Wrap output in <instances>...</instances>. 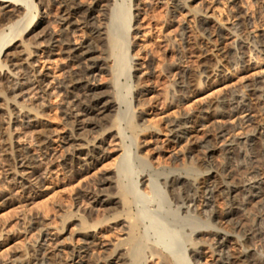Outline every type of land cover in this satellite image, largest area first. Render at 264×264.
Instances as JSON below:
<instances>
[{"label": "bare ground", "instance_id": "bare-ground-1", "mask_svg": "<svg viewBox=\"0 0 264 264\" xmlns=\"http://www.w3.org/2000/svg\"><path fill=\"white\" fill-rule=\"evenodd\" d=\"M151 1L160 2V0ZM175 1L177 7L185 6L182 5V0ZM261 1V10L264 13V0ZM59 2L60 11L57 19L59 28L53 32L43 30L44 32L35 34L34 39L37 37L35 43L40 42L39 48L33 50L34 46H31L33 36L26 35L28 26H21V23L26 19L29 25L35 1L0 0V54L3 48L10 44L3 52V59L0 62V101L5 103V107L0 110L2 135L0 159L7 168L10 181L23 192L30 191L44 182L47 172L43 167L48 164L54 166L52 160L56 157L60 142L70 145V152L62 157L59 165L70 176L79 174L95 161L104 158L109 150H125L121 132L112 129L118 121L116 120L109 128L107 125L110 123L101 120L103 114L111 108L117 106L121 109L123 102L121 99L110 98L106 87L99 82L98 77L103 72H108L111 76L115 75L114 72L119 76L124 73L129 74L130 81L136 77L131 74L136 65L134 66L129 53L138 38V34L134 31L140 29L142 25L140 24L142 21L139 22L138 18L141 17L140 12L144 11L143 0H135V9L138 13H132L130 8L128 15L131 20L126 27L123 26L121 18L123 12L119 10L116 0H59ZM22 9L25 10V14ZM16 19L19 20L15 21ZM136 21L139 24L134 29ZM42 25L43 22L37 24L36 29ZM196 25L197 30L202 34L201 40H191L192 32L189 29L183 31L185 41L183 56L187 59L188 66L179 73V79L181 87L187 92H194L202 85L221 80L224 75L221 61L229 62L233 50L237 53L238 64L245 67L251 61L253 44L259 53L264 54V29L262 34L257 36L258 38L253 39L244 15L239 16L233 29L217 25L207 13L203 18L197 19ZM7 27L11 30L10 35H5L4 30ZM86 31L100 38L104 49H98V45H95L93 40L87 39L84 35ZM233 35L236 40L232 46H229L227 40ZM17 38L19 41L15 42ZM12 42L15 43L11 44ZM37 51H42L47 63H51V58L55 56L66 61L64 72L59 74L61 77L58 76L59 80L49 81L51 77L48 71L52 68L46 69L48 71L37 68V62L33 61ZM101 51L112 63L111 68L106 66V58L99 54ZM137 66L145 69L144 63H139ZM145 75L146 72H143L138 77L139 80ZM245 88L248 93L245 97L242 96L243 98L238 99L235 92L227 93L204 105L196 106L181 118L170 121L168 125L172 139L179 141L182 138H197L196 135L207 127L216 113L221 118L242 113L245 120L241 123H254V110L258 106H264V74L259 79L248 80ZM26 97L32 101H37L39 98L43 100L47 98L49 101L52 97L60 99L67 126L65 135L60 136L57 132L47 129L48 123L42 115L48 107L47 104L43 102L40 106L37 104L35 109L19 103V100ZM136 118L142 120L141 111H137ZM87 127L103 128V133H107L102 137L92 139L87 137L82 140L78 133L85 131ZM18 128L41 129L34 136V148L20 141ZM138 128L140 126L136 124V119L131 118L128 123L130 132L136 133ZM226 134L228 130L225 127H218L213 134L204 135L205 139L201 140L202 143L199 140L198 143L197 140L191 143L192 151L204 149L206 159L219 151L222 152L225 161L211 171L212 173L210 172L208 176L193 174L190 179L171 175L165 182L173 202L182 204L179 206L182 217L178 216L174 220L190 225L192 237L185 239L190 247V258L207 253L202 250L204 246L201 238L206 233L202 227L218 229L217 226L223 221L237 214L239 194L246 193L252 199L262 198L259 217L262 222L264 221V158L262 157L264 156V124H256L243 138L246 147L248 145L252 153L247 167L234 166L235 160L240 155L238 150L240 143L237 140L228 139L224 148L220 150L217 148V139ZM122 162L125 163L124 167L129 165L127 158ZM128 169L122 170L123 172L117 170L115 177L102 178L96 186H86L75 194L73 204L71 208L69 207V215L79 216L76 226L81 237V246L73 248L67 254L61 255L58 252L59 255L56 257V254L48 249L51 243L56 242L54 234L41 229L38 247L44 250L42 264H90L89 249H96L97 256L92 260V264H100L102 260H105V264H188L181 260L182 257L179 258L178 249L181 248L179 246L181 241L179 242L177 236L178 240L175 238L176 234H172L173 230L168 228V224L164 225L166 233L171 234L169 235L171 240L167 245H162L163 242H154L146 232H143V218L147 214L146 208L149 205L141 196L152 197V189L149 188L151 182L147 176L130 175ZM126 180L127 185H125ZM142 186L144 189L141 191ZM218 198H225L226 210H214V203ZM204 206L212 209L209 215L211 224L206 225L199 218L201 214L198 215V212ZM98 210L107 213L103 219H94V214ZM187 211H193L195 215L187 219L183 216ZM32 219V222L40 227L45 225V220L38 215ZM113 224L112 229L119 228L124 238L121 244L112 246L114 249L107 260L100 257V253L106 249L101 234ZM236 228L243 234L241 238L222 234L221 231L214 232V243L210 244L207 250L211 255L217 254L221 264H253L254 251L250 248V242L257 230L241 223H237ZM233 244L236 247L232 248ZM121 247L123 248L120 249ZM109 258L113 261H109Z\"/></svg>", "mask_w": 264, "mask_h": 264}, {"label": "rangeland", "instance_id": "rangeland-1", "mask_svg": "<svg viewBox=\"0 0 264 264\" xmlns=\"http://www.w3.org/2000/svg\"><path fill=\"white\" fill-rule=\"evenodd\" d=\"M33 1H35V6L31 12V21L27 25L29 21L25 19L26 21L23 20L21 26H28L25 33L26 35L30 34L31 37L33 36L31 46H34L32 47L34 50L36 47L39 48L38 43L40 42L35 43L37 39V37L34 39L35 34L41 31L44 32L43 30L53 32V30L59 28L57 19L60 2L59 0ZM116 2L119 10L123 12V17H121L123 26H129L131 18L128 13L130 8L132 13H138L135 9V0H116ZM261 3V0H182V5L185 6L181 8L176 6L177 2L175 0H160L157 3H152L151 0H143L142 7L145 12L141 11V17L138 18L140 19L139 22L142 21V23L140 22L142 25L140 29L134 31L138 34V38L129 53L134 66L136 65L131 74L136 75V77L133 78V81H130L128 79L129 74L124 73L119 76L115 72L114 76H111L108 72H103L98 77L99 82L106 87L107 95L112 99H121L123 102L121 109L117 106L111 108L103 114L101 120L104 123L109 122L110 124L107 125L109 128L111 125L113 126L116 120L118 121V124L112 129L121 132L124 137L126 151L109 150L110 152L104 158L95 161L79 174L70 176L59 167L62 157L70 152V145L60 142L56 150V157L52 160L54 166L48 164L43 167V170L47 172L44 182L32 190L24 192L10 181L6 171L7 168L0 159V264H42L41 259L44 256L42 251L44 250L38 247L41 229L54 234L56 242L51 243L48 249L56 254V257L59 253L61 255L67 254L73 248L81 246L82 241L76 226L79 216L74 215L71 217L69 215L75 194L86 186H96L102 178L115 177L114 174L117 170L122 171L128 168L130 175L133 174L135 177L143 175L150 179L151 187L149 186V188L152 189V197L141 196L147 205H151V207L147 206V208L149 207L148 210L146 208L147 214L143 218L142 230L154 242H163L162 245H167V242L171 240L169 238L171 234L166 233L164 230V225L167 226L166 224H168V228L173 230L172 234H176L175 238L178 237L179 242L181 241L178 256L179 258L182 257V261L188 264H221L219 256L217 254L211 255L207 250L209 245L214 243L213 233L221 231L222 234L241 238L243 234L239 233L236 228L237 223H241L247 227L256 228L257 231L250 242V248L254 251L255 262L253 264H264V221L262 222L259 217L262 198L252 199L246 193L239 194L237 197L239 203H237V206H239L237 214L233 218L223 221L222 224L217 226L218 229L202 227L206 230L201 238L204 246L202 250L207 253L200 257L190 258V247L187 240H185L186 237H192L190 235V225L174 220L178 216L182 217L181 208H179L182 204H175L165 187L166 179L171 175L181 179H190L193 174L208 176L211 171H214L216 167L225 161L224 155L220 151L214 154L213 158L206 159L203 148L194 151L191 149V143L194 140H197V143L203 141L205 139L204 135L213 134L218 127H225L228 134L217 139V148L220 150V148L225 147L228 139H235L240 143V147H238L240 155L235 160L234 166L247 167L249 164L252 153L248 145L246 147L243 138L247 135L246 132L249 133L256 124H264V106H258L254 110V123H241L245 120L242 113L223 118L217 116L216 113L207 124V127L203 129L204 132L198 133L197 138L194 139L182 138L179 141L172 139L168 124L172 120L187 115L196 106L204 105L210 100L218 99L227 93L235 92L238 99L245 97L248 93L245 88L246 82L259 79L264 74V54L259 53L253 44L251 48L252 58L246 67L238 64L237 53L234 50L231 53L229 62L221 61L224 66V75L221 80L209 85H202L194 92H187L181 87L179 79V73L188 66L187 59L183 56V48L185 47L183 31L185 29L192 32L191 40H201L203 37L197 30L196 24L197 19L203 18L205 13L217 25L229 29H233L239 16L244 15L248 21L250 34L253 39H256L264 29V13L261 10ZM22 11L25 14V10L22 9ZM240 12L241 14H239ZM17 20L19 19L15 21ZM41 22H43V25L36 29L37 24ZM139 22L136 21L134 29L137 28ZM132 23L134 22L132 21ZM8 27L4 30L5 35L11 34ZM84 35L87 39L93 40L95 45H98V49H104L100 38L90 35L87 31ZM234 40H236L234 35L229 37L227 40L229 46L234 44ZM14 41H19V38ZM9 45L3 48V52ZM3 52L0 54V62L3 59ZM37 52L33 59L35 63L37 62V68L39 70L52 68L49 71L46 70L51 77L49 81L54 80L56 82L57 79L59 80L61 73L64 72L66 61L55 56L51 58V63H47L42 51ZM101 52L103 53V51ZM101 52L99 53L101 57L106 58V66L111 68L112 63ZM138 62L140 64L144 63V70L137 66ZM140 69L143 71L141 72ZM143 72H146L147 75L139 80L138 77ZM42 102L48 106L42 112L43 118L48 123L47 129L64 136L67 126L65 125L60 99L52 97L49 101L47 98L32 101V99L26 97L19 100L22 105L35 109V105L40 106ZM4 107L5 103L0 101V110ZM137 111L142 112V120L136 118ZM131 118L136 119V124L140 126L136 133H132L128 129ZM93 128L87 127L85 131L79 132V138L83 140L90 137L92 139L102 137L107 133H103V128ZM39 130L41 129L39 128ZM39 130H21L18 128L17 133L20 141L32 145V148H34L33 139ZM1 138L0 129V143ZM262 157L264 158V156ZM124 158L128 160V167H124L125 163L122 162ZM209 163L211 165H207ZM125 185H127V180ZM143 189L142 186L140 190ZM224 199H217L214 203V210H226ZM60 206H65V208H60ZM200 211L198 215L201 214L199 215L201 221L205 222L206 225L211 224L209 222L211 207L204 206ZM187 212L183 214L187 219L195 215L193 211ZM105 214H107L105 211L98 210L94 214V219H103ZM36 215L45 220L44 226L40 227L32 222V218ZM113 226L114 224L103 230L101 234V240L106 245V249H103L104 251L100 253V257L107 260L114 249L112 246L121 244L124 238L123 232L119 228L112 229ZM210 231L212 232L210 233ZM231 247L236 246L233 244ZM96 256V249H89L88 259H91L90 264ZM104 261L102 260L100 264H105ZM109 261H113L112 258H109Z\"/></svg>", "mask_w": 264, "mask_h": 264}]
</instances>
